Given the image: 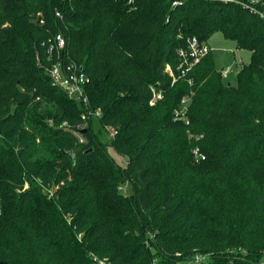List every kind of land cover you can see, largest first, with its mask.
<instances>
[{"label": "trees", "instance_id": "trees-1", "mask_svg": "<svg viewBox=\"0 0 264 264\" xmlns=\"http://www.w3.org/2000/svg\"><path fill=\"white\" fill-rule=\"evenodd\" d=\"M215 31L252 51L236 82L211 51L174 79ZM0 200V264H264V0H0Z\"/></svg>", "mask_w": 264, "mask_h": 264}, {"label": "built area", "instance_id": "built-area-1", "mask_svg": "<svg viewBox=\"0 0 264 264\" xmlns=\"http://www.w3.org/2000/svg\"><path fill=\"white\" fill-rule=\"evenodd\" d=\"M178 1H173V4H177ZM56 15L62 17L61 11L57 10ZM46 45L48 52L51 55L56 57L55 62L51 68V77L53 83L63 88L69 97L87 104L88 97L86 95V85L88 83V76L83 71V67L78 65L76 61L66 60V38L63 33L59 32L47 39L43 42ZM211 51L208 43L205 41H201L197 36H192L188 38V43L186 47H182L179 49L180 62L177 65L176 69L168 64L166 69L173 76L174 79H178L180 77L186 76V73L189 72L192 67H194L198 62L201 61L206 54ZM241 69V68H240ZM239 69V71H240ZM224 79L228 77V75L235 71L232 67L226 66L219 69ZM238 71V72H239ZM237 72V74H238ZM190 82H192L190 80ZM154 96L151 99V103H155L157 99L162 98V91H156L154 87ZM187 100L183 99V103H186ZM186 109L187 105L185 104L183 109L178 113V116H182L186 119V123H189V119L186 118ZM101 116V111L98 109L95 112L89 111L88 114L84 112L82 114L83 120H87L88 115ZM80 128H85V124L81 125ZM108 132V137L112 138L116 135L117 130L112 127H106ZM81 133V131H79ZM81 141H84V138H80ZM195 154L201 159L205 158V155L200 151L199 147L195 148ZM2 210L1 200H0V215ZM205 257L202 254L197 253L193 260L192 264H205ZM99 264H108L107 259L101 260Z\"/></svg>", "mask_w": 264, "mask_h": 264}, {"label": "rangeland", "instance_id": "rangeland-1", "mask_svg": "<svg viewBox=\"0 0 264 264\" xmlns=\"http://www.w3.org/2000/svg\"><path fill=\"white\" fill-rule=\"evenodd\" d=\"M207 43L211 48V56L218 69L230 66L235 70L225 79L226 83L234 84L236 82L237 72L243 64L246 65L249 63L252 51L249 48H240L235 39L227 38L222 31H215L208 38ZM108 138V132L103 130L101 139L106 141ZM110 150L116 159L120 160V155L114 149L110 148ZM236 250H239V248ZM203 255L207 256V253H203ZM238 258L244 263L248 260L250 261V259H246L243 256H238Z\"/></svg>", "mask_w": 264, "mask_h": 264}, {"label": "water", "instance_id": "water-1", "mask_svg": "<svg viewBox=\"0 0 264 264\" xmlns=\"http://www.w3.org/2000/svg\"><path fill=\"white\" fill-rule=\"evenodd\" d=\"M85 131V129H83Z\"/></svg>", "mask_w": 264, "mask_h": 264}]
</instances>
